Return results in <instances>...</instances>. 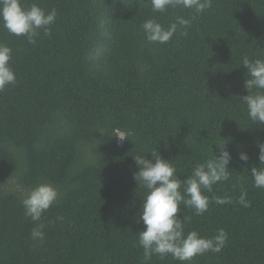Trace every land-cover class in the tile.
Listing matches in <instances>:
<instances>
[{"label": "trees", "instance_id": "trees-1", "mask_svg": "<svg viewBox=\"0 0 264 264\" xmlns=\"http://www.w3.org/2000/svg\"><path fill=\"white\" fill-rule=\"evenodd\" d=\"M22 2L57 17L35 44L0 26L16 74L0 92V264H180L170 255L144 259L137 234L145 190L133 179V156L152 160L156 151L183 180L225 143L229 179L203 193V215L183 205L178 215L187 217L185 235L223 229L228 239L191 264H264V188L251 173L264 168V125L248 118L241 98L249 78L242 58L264 60V0H212L200 14L154 13L150 0ZM180 16L191 22L168 43L146 39L145 20L167 28ZM117 129L134 135L119 142ZM41 183L58 197L38 222L44 239L33 241L36 224L21 201ZM241 192L249 207L238 202Z\"/></svg>", "mask_w": 264, "mask_h": 264}, {"label": "clouds", "instance_id": "clouds-1", "mask_svg": "<svg viewBox=\"0 0 264 264\" xmlns=\"http://www.w3.org/2000/svg\"><path fill=\"white\" fill-rule=\"evenodd\" d=\"M154 13H165L168 9H192L200 14L212 7V0H150ZM57 12L52 9L45 12L38 4L25 6L22 0H0V26L16 37H25L30 44L36 43V37L41 31L45 35L51 32V25L56 21ZM189 19L177 17L176 22L165 28L156 19L145 20L141 27L149 42L168 43L177 32V26L186 28ZM186 35V32L181 33ZM12 49L0 43V92L9 85L16 83V74L11 67ZM241 64L246 68L248 77L243 87L247 95L241 96L246 105L248 118L258 125H264V60H250L244 56ZM134 133L131 130H115L114 135L119 142H123ZM226 143L219 149V154L198 163L191 175L181 180L178 178L176 167L169 161L162 159L159 154L151 152L152 160L145 156H133L137 171L133 173L136 185L145 190L140 208L138 223L142 222L144 229L138 235L139 246L144 250L145 261L152 256L164 258L171 256L180 264H191L197 256L208 252L219 253L227 242V233L219 229L211 238H204L195 230L185 235L184 223L187 217L180 218L181 205L194 209L197 216L208 210L209 197L205 191L211 192L213 185L229 179V163L232 156L226 150ZM259 164H264V143L258 146ZM248 155L239 153V160L247 162ZM253 183L257 188H264V168L252 167ZM183 186V192L181 187ZM247 193L241 192L238 202L243 207H249ZM58 191L51 184L41 183L27 191L21 203L25 216L36 224L31 229L30 239L42 241L44 239V225L38 223L45 213L57 200ZM217 204H230V197H215Z\"/></svg>", "mask_w": 264, "mask_h": 264}]
</instances>
